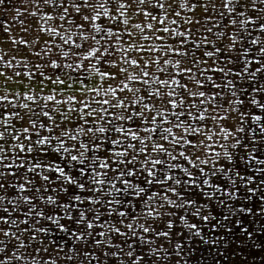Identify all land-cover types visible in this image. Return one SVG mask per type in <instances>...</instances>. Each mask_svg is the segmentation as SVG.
<instances>
[{"label":"snow or ice","instance_id":"obj_1","mask_svg":"<svg viewBox=\"0 0 264 264\" xmlns=\"http://www.w3.org/2000/svg\"><path fill=\"white\" fill-rule=\"evenodd\" d=\"M249 248L264 0H0V264H248Z\"/></svg>","mask_w":264,"mask_h":264},{"label":"trees","instance_id":"obj_2","mask_svg":"<svg viewBox=\"0 0 264 264\" xmlns=\"http://www.w3.org/2000/svg\"><path fill=\"white\" fill-rule=\"evenodd\" d=\"M245 247H246V245H245ZM248 253H250L251 256H249L248 254H243V256H241V258L248 261V263H251V264H252L253 260L256 261V264H259L261 259L264 258V252H259L255 249L249 248Z\"/></svg>","mask_w":264,"mask_h":264},{"label":"rangeland","instance_id":"obj_3","mask_svg":"<svg viewBox=\"0 0 264 264\" xmlns=\"http://www.w3.org/2000/svg\"><path fill=\"white\" fill-rule=\"evenodd\" d=\"M243 256V255H242ZM248 264H251V263H248Z\"/></svg>","mask_w":264,"mask_h":264}]
</instances>
